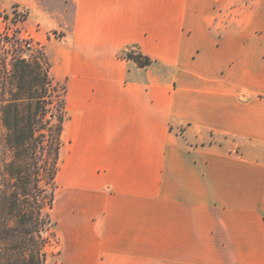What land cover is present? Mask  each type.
<instances>
[{"label": "crops", "instance_id": "obj_1", "mask_svg": "<svg viewBox=\"0 0 264 264\" xmlns=\"http://www.w3.org/2000/svg\"><path fill=\"white\" fill-rule=\"evenodd\" d=\"M10 3L67 87L69 264H264V0Z\"/></svg>", "mask_w": 264, "mask_h": 264}, {"label": "trees", "instance_id": "obj_2", "mask_svg": "<svg viewBox=\"0 0 264 264\" xmlns=\"http://www.w3.org/2000/svg\"><path fill=\"white\" fill-rule=\"evenodd\" d=\"M9 41L0 33V264H47L58 243L52 210L67 87L48 60L18 54Z\"/></svg>", "mask_w": 264, "mask_h": 264}, {"label": "rangeland", "instance_id": "obj_3", "mask_svg": "<svg viewBox=\"0 0 264 264\" xmlns=\"http://www.w3.org/2000/svg\"><path fill=\"white\" fill-rule=\"evenodd\" d=\"M17 7L20 6L10 3L7 4V6L4 7V9H2L3 7L0 8V32H15V34L18 36L23 31V32H28L29 34L32 35V33H30L26 27L28 11L25 15V19H23L21 23L16 22L15 19L16 15L14 14V12ZM33 41H34V48H32L31 50L20 49L18 50V54L24 55L30 59L38 56L44 60H48L44 46L40 45L36 41L35 37ZM64 162H65L64 158L61 159L60 170L56 178L57 187H56L54 208L52 210V217L55 222L54 230L57 235L58 243H55L54 245L49 247V258L47 264H69L71 262V256L67 254V252L64 253V240L62 238V231H63L62 220L65 214L64 204L62 199V188H63V183H65V179L62 176L61 171Z\"/></svg>", "mask_w": 264, "mask_h": 264}, {"label": "built area", "instance_id": "obj_4", "mask_svg": "<svg viewBox=\"0 0 264 264\" xmlns=\"http://www.w3.org/2000/svg\"><path fill=\"white\" fill-rule=\"evenodd\" d=\"M27 13V10L21 7H17L14 14L16 22L21 23L23 19H25V15ZM2 35H6L11 42V44H14L15 48L18 50L20 49H32L34 48V37L29 34L28 32H21L18 36L15 34V32H0ZM52 36L59 38L62 36V33L59 31L52 32Z\"/></svg>", "mask_w": 264, "mask_h": 264}]
</instances>
